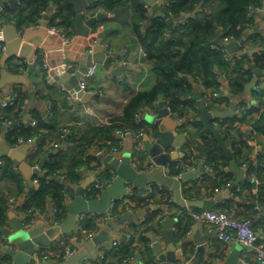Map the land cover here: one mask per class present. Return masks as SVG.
<instances>
[{"label":"trees","instance_id":"obj_1","mask_svg":"<svg viewBox=\"0 0 264 264\" xmlns=\"http://www.w3.org/2000/svg\"><path fill=\"white\" fill-rule=\"evenodd\" d=\"M262 0H170L168 5L163 9L168 15L181 17L187 14V20L175 24L172 28H168L165 20L160 16L151 17L149 9L145 6L143 0H98L95 6L113 12L120 6L130 9L131 21L133 29L138 37L142 49L146 52L149 67L157 74V80L152 88L148 90H140L135 92L132 97L124 104L121 114L110 119V123L89 127L85 131H80L78 126L72 127V132L68 134L67 139L70 146L66 148H57L50 152L45 163V174L38 177V186L29 190L28 198L21 207L22 210L35 212L46 211L48 204L51 202L53 207L60 208V217L66 214L68 188L65 183L58 180L62 172L67 180L75 179L78 166L81 163H90L92 167L100 169V160L93 153L87 154L79 151L81 146L107 145L110 141L112 144L117 142L115 131L124 129L128 126L138 129L144 127L142 123L136 124V112L152 106L155 101L162 95L171 103V108L177 114H182L185 108H191L195 117L189 114L194 130L190 131V138L187 142V149L193 145L195 152L192 155L188 152L180 161L171 163L170 171L172 174H178L182 171L184 164L195 163L192 160L201 159L208 156L209 161L216 169L215 177L209 178L204 185H211L212 188L221 187L223 184L230 182L233 177L232 173L223 170L228 167L229 161L224 151L218 146L217 140L208 131L203 123L199 120V102L195 97L196 81L195 75L202 79V84L206 89L217 86V78L215 72L217 70H226L229 74L228 81L232 85V92L238 94L243 92L245 84L253 77V70L250 68L248 60L241 59L237 61L226 60L220 49L212 48L219 35L226 37L233 35L234 38H242L246 32L253 28V18L246 22V15L250 5H259ZM50 2L57 7V12L50 18L51 23H57L65 26L72 31L73 21L75 17L74 5L71 0H23L16 5H12L4 9L5 16L8 21H13L19 26L28 25L35 22L44 12ZM192 14H195L192 16ZM57 19V20H56ZM241 25V28L237 27ZM220 27L224 29L221 34ZM262 36V35H261ZM254 44L264 47L263 39L258 40L257 32L249 35ZM254 68L258 71L264 70V51L255 56ZM224 100L228 101V97ZM221 97V98H222ZM25 96L18 94L16 103L7 107L5 110L9 116L17 122L9 130L7 138L11 143H18L20 139L28 140L34 135H39L37 145L34 152L35 155L46 154V146L52 138L49 135L50 127L55 126L57 118V108L53 104L52 117L36 116L37 125L32 126L31 122H24L22 119V104ZM237 116L225 119L227 123H234ZM34 118V117H33ZM1 121V120H0ZM258 129H262V122L258 124ZM228 124L219 132L222 140L231 149L236 163L240 164V158L243 153L244 145H248L242 133L239 130L232 129ZM72 145V146H71ZM78 146V149L76 147ZM85 147V148H87ZM87 150V149H85ZM49 152V151H48ZM71 155V157H68ZM4 163L0 167V233L1 228L7 226L8 213L10 205L5 184L14 181L19 189V193L24 191L25 183L21 173L15 168L12 161L3 158ZM255 171L261 183L259 185L258 200L264 202V167L250 166L249 173ZM104 171L100 170L99 175L104 176ZM107 175H110L109 173ZM222 177V180L220 178ZM246 183L251 187L254 184ZM194 183V182H193ZM195 184V183H194ZM95 195V191L89 193V196ZM137 207L146 206L145 199L139 197ZM167 199L161 198L154 201L156 206L166 204ZM230 200H228L229 202ZM223 207H226L225 204ZM229 207L237 211L238 203H230ZM193 209H201L192 207ZM158 208L150 210L144 228L138 229L133 225V229L140 232L139 239L148 242L146 236L148 231L156 230V217L159 215ZM161 211V210H160ZM115 214H120L116 211ZM183 216L185 220L183 219ZM181 217V216H180ZM182 220L185 221L186 228L179 227L182 232H178V237H183L187 232L189 225L193 220L187 213L182 214ZM85 224L90 228H96L98 225L93 219H85ZM132 228V227H131ZM133 250L128 245H121L120 250L113 254L116 262L113 264H123V260L127 256H132ZM5 257L0 256V262ZM106 264H110V261ZM145 264H157L153 259H148Z\"/></svg>","mask_w":264,"mask_h":264},{"label":"crops","instance_id":"obj_2","mask_svg":"<svg viewBox=\"0 0 264 264\" xmlns=\"http://www.w3.org/2000/svg\"><path fill=\"white\" fill-rule=\"evenodd\" d=\"M4 1L6 0H0V82H2V84H0V100L9 99L12 96L16 98L18 94H22V96H25V105L21 114L24 122H29L33 117L36 116H41L42 118H45L48 103L51 102L52 104H54L57 108L56 124L55 126L48 128L49 129L48 132L53 140L59 142V147H61L62 149L70 146L71 144L70 142H68L67 136L72 132L73 126H78L81 128L80 131H85L86 128L89 127L91 128L94 126L106 124L105 121L122 113L124 104L132 97V95L135 92L140 90H148L152 88V86L155 84L157 80V74L149 67V63L147 62L146 52L142 49L138 37L133 29L130 9L125 6H120L116 8L113 12H107L109 14L99 19L95 23L91 31L89 32L88 36L86 37V44L83 51L81 45L73 46L69 49L70 51H68V54L72 59L71 60L64 59L63 63L67 66L70 63L75 64L74 68L72 69L69 68L72 74L75 73L80 67V62L77 60V59H81L80 54L81 53L83 55L90 54L88 52V48L90 47V37L98 39L99 37L98 35L100 33H103V36L101 37L102 44L110 45L115 61L118 62V65L121 66L123 65L124 69L121 71V74L113 75L104 66L102 62L99 63L95 72L87 78V89L85 90L83 89L86 93L89 94L88 101H83L80 97L74 96L71 92V86L62 85L61 83L56 81V79H54L53 82L48 81L47 78L49 72L51 69H53V66L51 65L58 64V62L62 61L63 59L62 58L63 56H60L57 50L55 49H52V58H51V51L43 50L39 47V45H36V51L31 55L30 59L25 56H20L19 54H15V55L13 54L11 56H8L6 62H4L3 64L4 56L6 55V50H7V41L5 40V35L3 30L7 26L15 25L17 27L18 34L20 36H23L27 29H32L33 33H31L32 34L31 36L32 39H35L36 30L42 28L43 27L42 24L46 21L47 34L45 35V39H47L48 36L50 35H56L58 39L62 40V38L59 35L53 34L49 31V27L51 24L50 18L54 15V13L57 12V7L53 2H50L48 8L44 12H42L41 16L35 22H32L28 25L24 24L22 26H19L14 22V20L13 21L7 20L4 12V9L7 7H2V3ZM85 10H84L85 17L86 16L90 17V11L87 9L85 12ZM46 15H49L48 19L45 18ZM253 21H254L253 28L251 29L250 32L251 34L257 32L258 40H261L263 39L264 36V9L254 13ZM12 32L11 34L14 36V31L12 30ZM70 33L73 35L72 40L67 43L62 40L64 44H72L75 42L77 38V35L74 32V21H73L72 31H70ZM9 36L10 34H8V37ZM216 40H218V37L216 38ZM23 46L20 47L19 50L25 52L26 47L23 48ZM239 49H235L233 51H238ZM124 60L127 61L126 64L124 63ZM2 67L6 69L7 74L5 75L6 76L5 78L3 77L4 75L2 73ZM13 75H21L25 77L27 79V83L10 81V78H12ZM202 90L203 89L201 85L195 86L196 98H199V95L202 92ZM92 91L95 93H93ZM112 92L113 94L116 93V95L113 96ZM90 94H93L91 98H90ZM250 95L251 93L246 94L245 89L243 90V92H239L238 94L230 90L226 92V97H228V105L221 106L218 110L227 111L228 109H230V105L232 101L234 100L238 101L239 99H242L244 97L249 98ZM163 101H166V99L165 96L161 95L158 98V100L154 102L152 106H146L145 108H143L139 118L140 120L139 122H136V124L142 123L146 128L147 131L146 133L147 134L150 133L153 138H155L156 136L158 137L159 129L158 127L151 125L146 117L148 113L149 114L157 113L158 108L160 107L159 105L162 104L161 102ZM162 107H167V104L166 105L163 104ZM233 116L234 117L237 116L234 119V123L229 122L228 124L233 125L232 129L234 130L235 128V130H239V133L241 132L242 135L244 136V139L246 140V143L248 145H244L245 150H243V152H245L246 150H248V152L250 151L249 153L253 152L254 148L252 145H250L248 138L249 134L251 133L249 126L237 124L239 120L237 109H235L234 114L232 116L227 117L225 119L231 118ZM259 122L260 121L258 120L257 123ZM9 130L10 129H8V127L2 121H0V139L2 141L6 142L7 144L13 147H18L23 143L28 144V146L26 147L28 148V150L26 151L25 160H27L31 168L30 179L26 178L24 174L18 170V168L14 165L13 161L10 158H7L12 161L15 168L21 173L23 181L25 183V188L23 192L19 193L18 191L19 189H17L16 183L14 181H9L5 184L6 192L14 195L19 205L22 207L24 202L28 198L29 190L33 187L35 188L38 186V177L42 176L36 173V168L39 166V162L46 155L49 156L50 152H48L47 150L46 154L35 155L36 152L34 151H36L35 147L37 145V142L35 141H30V142L20 141L16 144L11 143L7 138ZM176 130L179 134L186 133L188 136L186 142L183 143V151L185 156L188 147L187 142L190 138L189 133L190 131L192 132L194 128L193 126L185 125L184 129H181L178 126ZM143 140L145 143L144 137ZM150 141H155V140L154 139L151 140L150 137ZM132 144H133V139L129 138L124 146L123 153L121 156H119V158H121L125 153L131 152ZM85 147L87 146L79 147V151L85 153V156L91 153H93L94 155L95 145L92 146V149L89 146L87 148ZM76 149H78V146L76 147ZM169 150L173 152L175 151V148L171 147ZM184 156L179 157L178 159H175L173 161H178V160L180 161L184 158ZM68 157H71V155H69ZM99 160L101 163L100 168L103 169L112 168L109 163L104 161V157L99 158ZM196 162L197 164H196V168L194 169L195 171H197L198 168H200L199 165L200 159L196 158ZM45 163L46 160L44 162V166ZM153 165H154L153 158L152 156L149 155L148 157L144 158V163L143 162L140 163V165L138 166L139 168L138 170L148 171L152 168ZM244 169L246 170V168ZM43 171L45 174L46 171L45 168H43ZM226 171L228 172L230 171L232 173V177H233V179L231 180L232 183L236 175L233 171L230 170L229 164ZM200 172L199 173L197 172L195 178L192 181L187 182L183 185L182 187L183 197L189 199L208 200L213 198V196L217 195L218 192L217 190L219 187L212 188L210 187V185L203 186L200 182H198L197 178H199ZM95 173H96V168L92 167L90 163L84 162L81 163L80 166H78L76 172V178L67 180L66 182L67 186L70 189V193L72 195V198L70 199L69 197L67 198V203L74 198L77 187L83 185L84 183H87V187H88L90 183L93 182ZM247 178H248V169L244 180ZM31 181L33 182V185H31ZM228 200L229 199H222L221 201H217L215 207H220L225 209L229 208L227 207L228 204L229 205L230 203L232 204L233 201L230 200L228 202ZM224 204L226 207H223ZM172 206L173 209L183 207L180 203L175 201L174 197H173ZM157 207L158 209L161 210V211L159 210V215H160L161 213H163L164 209L168 208V205L161 204L158 205ZM199 208H203V207H199ZM51 209H52V204L50 202L48 204L46 211L44 212L38 211L32 213L33 214L32 223L24 227L22 225V220H23L22 212L10 206V210L8 213V223L7 226L5 227H7L10 230V232H12L11 231L13 224L12 220L16 219L15 222L17 225L21 223V225L25 229H29L35 226L37 222L41 220L43 222L44 229H47L50 225H52L51 220H48L50 218ZM150 210H152V208L144 209L141 207H136L135 209L131 210L130 212H134L136 214V217H132V219L130 220L129 223H127V225L132 228H134L133 227L134 224L138 228L143 227L144 226L143 224L144 223L146 224ZM159 215L156 217V224H155L156 230L154 232L161 233L162 228L160 226ZM65 216L62 217L63 219L61 222L64 221ZM169 217H172L174 219L178 218V221L175 220L177 225L174 227V230L177 231V233L182 232V229H179V227L186 228L185 225L186 220L184 216L183 219L185 221L182 220V215H177L175 213H172L171 215H169ZM105 224H102L101 227L98 229V231ZM256 224L259 229L263 230L264 233V221L256 222ZM123 227L122 228L116 227L110 229L109 233L111 237L116 238V240L122 242L124 239ZM189 230L191 231L189 239H191L192 241V243H190L191 247L189 248L192 253L195 252V246L197 245L196 244L197 241L204 240L205 242H207L208 240L214 237V233L208 232L206 228L203 226L202 222L196 223L194 225L190 224L187 231ZM113 240L115 239L106 242V244L112 242ZM89 242L90 241L79 242L76 244L74 254L72 256L78 254L79 256L75 264H86L88 259L90 258L96 259L97 251H98L97 249L99 246H97L95 249H91L90 246L88 245ZM161 244L165 246L163 241H161ZM122 245H126V244L122 243ZM151 246H152V242L150 240L148 242L139 240V242L134 248L130 247L133 250L132 260L130 261V263L127 264H145V261L150 258L153 259L157 264H160V261L152 252ZM220 248H221L220 258L217 260L215 264L224 263L232 255H236L238 259V264L240 263V256L242 254V245L239 242L231 241L227 245H220ZM3 256L5 257L6 264H13V260L11 257L6 255L5 253H3ZM109 257H110L109 260L110 264L116 262L115 257H113L112 255H110ZM53 262H60V261H53ZM250 264H256L253 257H250Z\"/></svg>","mask_w":264,"mask_h":264},{"label":"built area","instance_id":"obj_3","mask_svg":"<svg viewBox=\"0 0 264 264\" xmlns=\"http://www.w3.org/2000/svg\"><path fill=\"white\" fill-rule=\"evenodd\" d=\"M98 0H94L89 6L86 8L90 11V16H94L98 12H108L99 6H95V3ZM170 0H164V3L160 6L162 10L168 5ZM145 6L149 9L150 13L152 12L151 6L144 2ZM264 9V0L260 2L259 5H250L248 8V12L246 15V23L247 21L253 18L254 13ZM85 10V12H86ZM164 11V10H163ZM167 14V13H166ZM168 15V14H167ZM195 14H192L194 16ZM169 17L175 20V24L180 22H185L187 20L185 13L181 17H174L173 15H168ZM88 17V16H86ZM174 24V25H175ZM238 29L241 28V25L237 27ZM49 31L53 34L59 35L64 42H70L73 38V35L70 31L63 25H59L57 23H51L49 27ZM221 34L224 32V29L220 27ZM251 32H246L245 36L242 38H234L233 35H229L226 37H222V35L218 36V40L212 44V48L220 49L223 53V56L226 60L229 61H237L241 59L248 60L250 66L252 65L253 76L258 75L259 80L253 86L252 91L250 92L251 95L249 98L244 97L239 99L237 102V112L239 116V120L237 122L238 125H248L250 128L249 134V143L253 146L254 151L249 153H243L240 158V167L249 169L250 166L264 167V70L258 71L254 68L255 65V56L261 54L264 51V47L260 45L254 44L253 40L249 38ZM244 40V44L238 51H233L228 48L227 44L232 41H240ZM96 38L90 37V47L88 48V52L92 54L94 52V46L97 43ZM103 51L105 54H112V49L110 45L103 44ZM100 62H93L89 67L87 72L84 76L80 79L79 85L82 89H87V78L91 76ZM126 64L127 61L124 60ZM45 66V65H44ZM46 67V66H45ZM68 69H72L75 67L74 63L68 64ZM215 76L218 80L217 86L206 89L202 84V79L200 76L195 75L194 79L196 81V85L202 86V92L199 95V100L204 101L205 105L209 110H218L221 106L228 105V101L224 100L226 96V92L232 89L231 83L228 81L229 74L226 70H217L215 72ZM112 77V76H111ZM93 92V91H92ZM95 93V92H93ZM222 97V98H221ZM167 101V107L171 113L176 115V120L179 124L181 129H184L185 125L191 126L193 120L189 118V114L193 115L195 119L198 117L196 114L192 113L191 108H185L182 114H177L171 108L170 101L165 98ZM198 100V102H199ZM16 103L15 97H10L9 99L0 100V120L11 129L15 123L17 122L15 119L9 116V113L5 110L9 106H13ZM25 100L23 101L22 108H24ZM142 110L136 112V122H139L140 115ZM53 111V104L51 102L48 103L46 109V116L52 117ZM262 122V129H257V121ZM32 126L37 125V119L34 117L30 120ZM105 123H110V119L105 121ZM214 124L218 129H222L228 125V123L223 118H218L214 120ZM146 128L141 127L138 129H134L130 126L124 129H117L115 131L117 142L112 144L110 141L107 142V145H95L94 156L98 158H102L107 154H113L116 157H119L123 153V149L127 140L129 138L133 139V144L131 148V163L132 165L139 169L138 166L141 162L144 163V158L148 157L150 154L145 149L143 137L146 134ZM150 134V133H149ZM151 140H156L150 134ZM39 135H34L32 138L28 140L20 141H37ZM153 138V139H152ZM59 147V142L55 140H51L50 143L46 146V150L49 152H53ZM92 149V146H91ZM91 151V150H90ZM172 152V151H170ZM174 152V151H173ZM189 154L192 155L195 152V148L193 145H190L187 149ZM179 161V160H178ZM195 163L191 164H184L183 169L194 170L196 168V158L192 160ZM171 161L170 163L164 166L166 172L170 173L173 176H179L181 174H172L170 171L171 168ZM4 160L0 158V167L3 165ZM200 168L202 171L199 174L198 182L201 184L207 183L209 178L215 177L216 169L214 168L213 164L209 161L208 156H203L199 162ZM157 165L154 163L151 169L156 167ZM182 169V170H183ZM227 167H223V170L226 171ZM100 170H103L104 176L99 175ZM58 180L62 183H65L66 187L68 188V197L69 199L72 198L70 193V189L67 186L66 176L59 172ZM110 175H107V174ZM115 170L111 169H96L95 177L93 182L85 189L84 196L86 199H94L98 198L102 193L105 192L106 188L112 183L113 179L115 178ZM222 180V177L220 178ZM246 180V179H245ZM244 179L239 183L238 187L231 192V196L229 200L233 201L234 203H238L237 211L231 209L229 204L227 207L229 208H220L214 207L211 210L201 208V209H193L189 208L190 206H183L180 208L173 209V195L174 191L170 186L157 184V183H150L146 186V191L141 192L139 189L133 187V185L127 184L126 191L115 201L111 202L108 209L104 212L99 211H89L86 213H82L79 216L76 228L68 233L63 234L59 237V239L52 244L42 246H36L32 257L35 260V264H43L46 262H53V261H63L69 259L75 250V246L79 242H88L93 239L95 234L97 233L98 229L101 227L102 224H105L109 221H112L114 218L118 217L122 213L131 211L135 209L138 205L139 197L145 199L147 203L146 206H142L141 208H158L154 201L157 199H167L166 204L168 208L163 210V213L159 215V221L161 222L164 218L168 217L172 213L177 215H182L187 213L192 217V225L196 223H201L206 228V230L210 233H214V237L207 242L205 245L207 247V254L205 259L201 262V264H215L217 260L220 258V245H227L231 241H237L242 245V254L240 256V263L241 264H250V257H253L256 264H264V233L263 230L259 229L256 222H263L264 221V202L258 200L259 196V185L261 183V179L259 178L258 174L253 171L249 173L247 178V182H251L254 185L249 186ZM230 182L223 184L221 187L218 188L217 195L223 192L229 185ZM210 187H212L210 185ZM95 191V195L89 196V193ZM216 196V195H215ZM213 196V197H215ZM8 202L9 205L13 208H16L22 212L23 220L22 225L25 227L32 223L33 221V214L32 211L22 210L21 206L19 205L16 197L14 195H8ZM118 211L120 214H115ZM60 208L53 207L50 212V220L53 225L60 224L62 221V217L59 216ZM168 215V216H167ZM85 219H93L97 223L96 228H90L85 224ZM124 225V227H123ZM145 226V223L143 224ZM138 228L142 229L144 228ZM124 229V239L122 242L118 240H113L108 244L99 245L97 251L96 259H88L86 264H106L108 260H110V255L115 254L120 250L122 243H125L129 247H135L139 242V235L140 232L136 231L135 229L129 227L127 224H122L121 228ZM191 231H187L185 235L182 237V244L180 247V257L181 260L178 264H187L191 261L194 253L191 252L190 243H192L190 238ZM8 243V238L6 235L0 233V245H6ZM196 251V246H195ZM2 253V255H1ZM0 256H3V252H0ZM4 257V256H3ZM132 260V256H127L124 258L123 263L127 264L130 263ZM0 264H6V261L0 262Z\"/></svg>","mask_w":264,"mask_h":264},{"label":"water","instance_id":"obj_4","mask_svg":"<svg viewBox=\"0 0 264 264\" xmlns=\"http://www.w3.org/2000/svg\"><path fill=\"white\" fill-rule=\"evenodd\" d=\"M23 0H6L2 3V7H9L16 5ZM74 5L75 10V20H74V32L77 38L72 44H64L62 40L58 39L56 35H50L45 39L47 34V22L42 24V28L36 30V38L32 39L33 33L32 29H27L23 36H20L15 25L7 26L3 31L5 35V40L7 41L6 55L4 56V62L8 56L19 54L20 56H25L30 59L31 55L36 51V45L46 51H51L52 49L57 50L60 56H63L62 61L58 64H52L53 69L50 70L48 75V81L53 82L54 79L61 83L62 85L71 86V92L74 96L80 97L83 101L89 100V94L86 93L79 85L80 79L87 72L88 67L93 62H102L104 66L113 74L120 75L121 71L124 69L123 65H118L115 61L113 54H105L103 51V44L101 37L103 33H100L96 45L94 46V52L92 54L83 55L80 54L81 59H77L80 62V67L75 73H71L70 70L65 65L64 59L70 58L68 51L73 46H82V51L85 48L86 37L95 25V23L107 16V12H98L94 16L88 18L84 15V10L91 4L94 0H71ZM151 6L152 12L151 17L160 16L162 17L168 28H172L175 24V20L169 17L160 6L164 3V0H143ZM52 5V3H51ZM49 15H46L48 19ZM14 31V36L11 34ZM35 31V30H34ZM13 33V32H12ZM7 34V36H6ZM8 34L10 36L8 37ZM34 37V35H33ZM9 38V39H8ZM24 46H23V45ZM244 44V40L239 42L232 41L227 44L228 48L235 50L239 49L241 45ZM26 47L25 52L19 50L20 47ZM62 62V63H61ZM252 68V65L250 66ZM3 77L6 76V69L2 67ZM259 75V73H258ZM258 75H254L252 79L245 84V92L249 94L253 86L258 82ZM3 78V79H4ZM53 78V79H52ZM10 81H18L22 83H27V79L21 75H13ZM2 84V82H0ZM93 94H90V98ZM157 113L147 114V120L149 123L159 129V135L155 141H150L149 134L146 133L145 139V149L148 151L150 156H152L154 163L157 165L153 169L148 171H139L131 163V153H125L121 158L114 156L113 154H107L104 156V161L109 163L110 166L115 170V178L112 183L106 188L105 192L102 193L98 198L86 199L84 196V191L87 188V183L77 187L75 191L74 198L67 203L66 206V216L63 222L57 225H50L47 229H44L43 222L40 220L35 226L29 229H25L21 223L16 224V219L12 220V232L7 227L1 228L4 235L8 238V243L6 245H0V252L5 253L12 258L13 264H35V260L32 254L38 245L46 246L55 242L63 234H68L72 232L77 225L80 214L89 211H99L104 212L108 209L111 202L117 200L125 191L126 185L130 184L133 187L139 189L141 192L146 191V186L150 183H157L166 186H170L174 191L175 201L180 203L182 206L190 207H203L205 209L211 210L215 207L217 201L222 199H229L231 192L235 190L239 183L245 178L247 174V169L241 168L235 161L231 149L222 140V136L219 129L215 126L214 120L218 118H227L234 114L237 107V101H232L230 109L227 111L221 110H209L205 105L204 101L199 100V120L203 123L204 127L211 132V134L217 140L218 146L224 151L226 157L229 160L230 170L236 175L234 181L221 193L215 197L205 200V199H189L182 195V187L185 183L192 181L197 172L201 171L198 168L197 171L189 170L184 168L179 176H173L166 172L164 166L171 161L184 156L183 143L187 140V134H179L177 132V127L179 126L176 115L171 113L168 107H162L163 104H167L166 101L161 102ZM176 135V137H175ZM28 144L23 143L18 147H13L0 139V158L6 157L10 158L18 170L24 174V176L30 179L31 168L26 158V148ZM175 148L174 152H170V148ZM25 151V152H23ZM46 155L39 162V166L36 168V173L38 175H44V162L47 160ZM31 185L33 182L31 181ZM132 217H136L134 212H125L114 218L112 221L107 222L93 237V239L88 243L91 249H95L97 246L102 245L112 239L110 235V229L121 228L122 224H127L130 222ZM50 220V218L48 219ZM178 218L174 219L172 217H166L160 222L162 228L161 233L148 231L146 236L152 242V252L160 261V264H178L181 260L180 257V247L182 244V237H178L177 231L174 227L177 225L176 221ZM21 221V220H19ZM161 241L164 242L163 246ZM196 251L187 264H201L205 259L207 254V247L204 240L196 242ZM16 245V247H15ZM78 255H74L69 259L60 262H46L43 264H75L78 260ZM222 264H238V259L236 255H232ZM241 264V263H239Z\"/></svg>","mask_w":264,"mask_h":264},{"label":"rangeland","instance_id":"obj_5","mask_svg":"<svg viewBox=\"0 0 264 264\" xmlns=\"http://www.w3.org/2000/svg\"><path fill=\"white\" fill-rule=\"evenodd\" d=\"M112 95L114 96V95H116V93L113 94V92H112Z\"/></svg>","mask_w":264,"mask_h":264}]
</instances>
